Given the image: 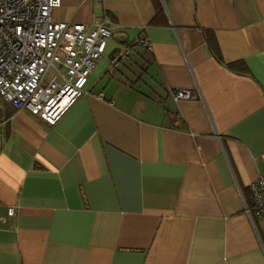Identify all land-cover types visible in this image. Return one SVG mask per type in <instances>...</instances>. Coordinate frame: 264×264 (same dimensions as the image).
I'll return each instance as SVG.
<instances>
[{"label": "crops", "instance_id": "crops-1", "mask_svg": "<svg viewBox=\"0 0 264 264\" xmlns=\"http://www.w3.org/2000/svg\"><path fill=\"white\" fill-rule=\"evenodd\" d=\"M103 17L105 50L53 126L0 99V264H264V216L246 212L264 177V0L51 13Z\"/></svg>", "mask_w": 264, "mask_h": 264}, {"label": "built area", "instance_id": "built-area-1", "mask_svg": "<svg viewBox=\"0 0 264 264\" xmlns=\"http://www.w3.org/2000/svg\"><path fill=\"white\" fill-rule=\"evenodd\" d=\"M60 5L61 0H0V99L50 126L82 94L111 34L107 17L94 29L53 21L51 13ZM138 43L150 50L147 40ZM125 54L115 52L111 66H117ZM49 70L54 71L52 78L47 77ZM172 97L179 101L194 95L175 91ZM249 189L253 208L246 212L264 216V177L252 182ZM7 215H13L11 209Z\"/></svg>", "mask_w": 264, "mask_h": 264}, {"label": "rangeland", "instance_id": "rangeland-1", "mask_svg": "<svg viewBox=\"0 0 264 264\" xmlns=\"http://www.w3.org/2000/svg\"><path fill=\"white\" fill-rule=\"evenodd\" d=\"M54 76V71L53 70H49L48 72H47V77L48 78H52Z\"/></svg>", "mask_w": 264, "mask_h": 264}, {"label": "bare ground", "instance_id": "bare-ground-1", "mask_svg": "<svg viewBox=\"0 0 264 264\" xmlns=\"http://www.w3.org/2000/svg\"><path fill=\"white\" fill-rule=\"evenodd\" d=\"M111 35V34H110Z\"/></svg>", "mask_w": 264, "mask_h": 264}]
</instances>
